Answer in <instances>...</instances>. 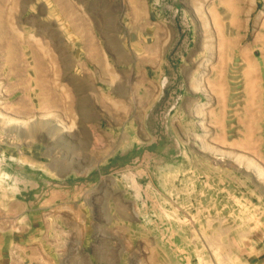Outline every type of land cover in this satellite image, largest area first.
Returning <instances> with one entry per match:
<instances>
[{
	"label": "rangeland",
	"instance_id": "1",
	"mask_svg": "<svg viewBox=\"0 0 264 264\" xmlns=\"http://www.w3.org/2000/svg\"><path fill=\"white\" fill-rule=\"evenodd\" d=\"M61 2L0 0V134L79 163L81 200L128 228L125 264H264V0H183L186 67L150 83L122 58L110 89L88 11Z\"/></svg>",
	"mask_w": 264,
	"mask_h": 264
},
{
	"label": "crops",
	"instance_id": "2",
	"mask_svg": "<svg viewBox=\"0 0 264 264\" xmlns=\"http://www.w3.org/2000/svg\"><path fill=\"white\" fill-rule=\"evenodd\" d=\"M40 1L46 9H61V0ZM73 1L88 11L90 72L102 75L109 89L119 82L122 58L145 70L150 83L186 67L181 59L192 53L176 48L178 30L169 17L170 10L183 9V0ZM108 73L115 77L108 80ZM98 88L94 82L92 89ZM2 134L0 264H125L128 228L115 226L118 237L111 238V211H95L87 205L88 195L81 200L78 185L87 180L73 179L79 163L71 165L61 152L32 143L28 135Z\"/></svg>",
	"mask_w": 264,
	"mask_h": 264
},
{
	"label": "bare ground",
	"instance_id": "3",
	"mask_svg": "<svg viewBox=\"0 0 264 264\" xmlns=\"http://www.w3.org/2000/svg\"><path fill=\"white\" fill-rule=\"evenodd\" d=\"M242 52V51H241ZM241 55V54H240ZM245 62H246V60H244ZM249 64V63H248ZM245 78H246V88L250 91V89L252 90L253 89V87H254V84H253V81H252V79H251V76L248 74V73H246L245 74ZM248 91V92H249ZM251 95V94H250Z\"/></svg>",
	"mask_w": 264,
	"mask_h": 264
}]
</instances>
